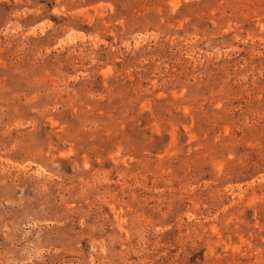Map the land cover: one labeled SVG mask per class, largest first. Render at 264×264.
I'll list each match as a JSON object with an SVG mask.
<instances>
[{
  "label": "rangeland",
  "instance_id": "rangeland-1",
  "mask_svg": "<svg viewBox=\"0 0 264 264\" xmlns=\"http://www.w3.org/2000/svg\"><path fill=\"white\" fill-rule=\"evenodd\" d=\"M0 264H264V0H0Z\"/></svg>",
  "mask_w": 264,
  "mask_h": 264
}]
</instances>
